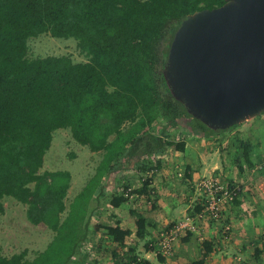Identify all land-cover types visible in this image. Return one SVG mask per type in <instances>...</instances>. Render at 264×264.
Returning <instances> with one entry per match:
<instances>
[{
	"label": "trees",
	"instance_id": "trees-1",
	"mask_svg": "<svg viewBox=\"0 0 264 264\" xmlns=\"http://www.w3.org/2000/svg\"><path fill=\"white\" fill-rule=\"evenodd\" d=\"M222 4L223 0H0V199L10 197L25 205L30 224L43 223L54 233L31 261L21 252L0 256V264H67L86 238L89 202L109 197L112 208L124 202L121 195L106 194L103 183L122 160L132 159L144 171L143 159L151 153L165 148L183 152L184 143L171 139L174 129L206 138L235 127L208 130L172 98L161 74L180 21ZM43 34L73 39L86 61L74 63L68 56L27 59V41ZM157 122L158 135L144 132ZM60 128H67L76 143L102 152L95 174L74 197L63 220L59 215L65 209L69 173H38L52 133ZM242 158L248 162L246 145ZM148 187L144 182L141 194L148 195ZM129 214L137 236H142L144 218L134 211ZM207 245L202 243L205 254L211 252ZM156 259L161 261L159 255ZM131 261L150 264L134 256Z\"/></svg>",
	"mask_w": 264,
	"mask_h": 264
},
{
	"label": "rangeland",
	"instance_id": "rangeland-1",
	"mask_svg": "<svg viewBox=\"0 0 264 264\" xmlns=\"http://www.w3.org/2000/svg\"><path fill=\"white\" fill-rule=\"evenodd\" d=\"M26 45L27 59L46 56H68L74 63L86 61L85 54L77 48L76 42L73 39H53L48 34H43L29 39ZM261 120L264 121V112L243 122L246 124L245 127L243 126L244 129L249 133L244 142V145L248 146V162L242 166L243 172H253L251 170L254 167L256 170L254 174L264 173V165H261L260 168H255L259 163L264 161V122ZM243 123L238 125H242ZM125 127L126 125L123 128ZM159 130L160 124L157 122L151 130H144V132L158 135ZM170 135L172 140L176 142L182 141L190 145L199 137L190 134L182 128L174 129L170 132ZM211 139L213 138L210 135L209 140ZM221 142L222 139L216 140V142L212 141L206 148H217L220 153L221 162H223L222 167L228 169L229 164L233 165L236 163L233 160L236 156H231L228 148L219 147ZM241 147L243 149L242 145ZM161 152H163L160 153L161 158L148 160L153 157L151 154L148 155L147 159L144 157L146 161L144 171L140 170V166L133 165L134 167H132L131 161L127 162V159H124L121 161L120 168L104 179L103 183L106 194L113 192L116 195H121L124 202L115 210L108 204L109 197L101 198L99 202L93 199L89 202L85 217L86 238L78 243L76 254L69 259L67 264H101L102 259L106 261V264H133L131 258L132 255H137L138 249L156 252L152 251L154 248H151V243L153 242L146 239L147 233L152 232L150 228L144 229L142 236H137L136 233L132 235L127 230V208L129 209L132 205L141 207V205H146V203L151 205L157 199L159 185L153 182L155 176L163 168L161 167L162 165L166 163L164 167H168V163L173 161V154L169 152H165L164 154V149ZM101 157L102 152H92L87 146L76 143L71 138L67 128H60L52 133L50 145L43 155V162L38 173L43 171H65L70 175L68 189L63 199L65 209L59 215L60 220H63L67 215L74 197L95 174ZM182 157L186 158V156ZM158 163L160 164L159 167ZM171 179L175 180L177 178L172 175ZM209 181L211 183L210 188L204 186L203 183L199 187L201 194L199 197H201V200L196 206L200 207L198 208V212L200 211L204 217H208L207 213L209 214L206 208L210 201V195L215 201H218V212H221L222 208L233 202L236 196H232L231 200H224V192L229 193L230 191L235 192L237 190L233 182H227V184L225 183L224 186H221L216 180L212 181L210 179ZM144 182H147L148 186H150L147 189L148 195L141 194L140 192ZM214 187H219L220 190L214 191ZM201 188H203V191ZM205 190L207 191L205 192ZM141 195L144 197L142 199L145 200L142 204L138 202ZM0 202L3 207V213L0 215V256L8 258L13 254L23 252L24 260L31 261L46 248L54 233L43 223L37 225L30 224L25 217V205L10 197H2ZM218 214L221 216V213ZM187 217L191 219L195 215L188 213ZM172 225L165 227V229H169ZM159 231L161 230L159 229ZM159 231H153L154 239L158 236ZM111 252L117 258L116 256L112 258ZM156 255L158 254L156 253Z\"/></svg>",
	"mask_w": 264,
	"mask_h": 264
},
{
	"label": "crops",
	"instance_id": "crops-1",
	"mask_svg": "<svg viewBox=\"0 0 264 264\" xmlns=\"http://www.w3.org/2000/svg\"><path fill=\"white\" fill-rule=\"evenodd\" d=\"M243 126L246 124L237 125L224 133L215 132L211 135L213 138L211 140L209 136L198 137L192 145L183 142L185 145L183 152L164 149V154L165 152L173 154V161L168 163V167H164L166 163L162 165L163 168L160 167L159 173L155 176L153 182L159 185L157 199L151 205L146 203L141 207L132 205L127 208V230L132 235L136 233L134 217L129 212L134 211L141 215L145 220L144 229L150 228L152 231L147 233L146 239L153 242L151 248L155 249L152 251H156L153 253L138 249L137 255H132L137 261L150 264H192L196 261H201L202 264H264V173L254 174L256 171L254 167L251 170L253 172H243L242 166L246 162L242 158L241 145L244 146L249 135ZM219 139H222L219 147L228 148L231 156H236L233 159L236 163L229 164L228 169L222 167L223 162L217 148H206L209 143ZM160 153L163 152L151 153L153 157L148 160L161 158ZM129 161L132 167L136 166L132 159H127V162ZM143 161L146 162L145 159ZM159 165L158 163V167ZM259 165H264V161L255 168H259ZM172 175L177 181L171 179ZM210 179L216 180L221 186L233 182L237 189L234 192L236 195L234 201L237 204L231 202L224 206L221 212H218L221 216L219 214L213 216L214 213L209 210L211 205L206 208L211 217L208 213V217H204L200 211L198 212L200 207H196L201 200L200 184L210 183ZM201 190L203 191V188ZM142 198L144 197L141 195L138 199L141 204L145 201ZM188 213L195 217L188 218ZM171 224L173 225L169 229H165ZM171 229L176 231L175 238L165 254H158L161 257V261L158 262L157 237L154 239L153 231L165 233ZM185 234L187 235L184 236ZM204 242L209 243L210 246H207L211 252L206 254L203 252ZM101 264H106V261L102 259Z\"/></svg>",
	"mask_w": 264,
	"mask_h": 264
},
{
	"label": "water",
	"instance_id": "water-1",
	"mask_svg": "<svg viewBox=\"0 0 264 264\" xmlns=\"http://www.w3.org/2000/svg\"><path fill=\"white\" fill-rule=\"evenodd\" d=\"M172 98L210 131L264 112V0H223L180 21L161 68Z\"/></svg>",
	"mask_w": 264,
	"mask_h": 264
},
{
	"label": "built area",
	"instance_id": "built-area-1",
	"mask_svg": "<svg viewBox=\"0 0 264 264\" xmlns=\"http://www.w3.org/2000/svg\"><path fill=\"white\" fill-rule=\"evenodd\" d=\"M261 165H259V168H260ZM202 184V183H201ZM200 184V185H201ZM203 185L204 186H208V188H210L211 186V183H208V182H203ZM216 190H220L219 187H214V191ZM235 193L234 191H230L229 193H226L224 192V197L223 199H227V200H231L232 196H234ZM218 201H215V199L211 196L210 198V201L208 203V206L211 205V208L209 210H211L214 215L213 216H216L218 214ZM175 230L171 229L169 230L168 232H162V233H159L158 236H157V254L159 255H163L165 254L168 249L170 248V244L172 242V240L175 238Z\"/></svg>",
	"mask_w": 264,
	"mask_h": 264
}]
</instances>
